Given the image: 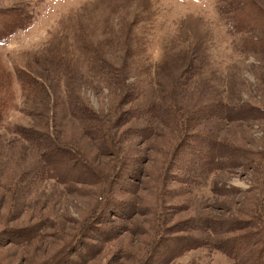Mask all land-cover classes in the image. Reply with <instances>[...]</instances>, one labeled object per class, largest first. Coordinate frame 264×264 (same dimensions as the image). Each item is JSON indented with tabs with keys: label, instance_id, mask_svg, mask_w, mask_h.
<instances>
[{
	"label": "rangeland",
	"instance_id": "374dc122",
	"mask_svg": "<svg viewBox=\"0 0 264 264\" xmlns=\"http://www.w3.org/2000/svg\"><path fill=\"white\" fill-rule=\"evenodd\" d=\"M231 2L0 0L31 15L0 35V264H264V55ZM160 101L219 142L204 182L171 122L130 118Z\"/></svg>",
	"mask_w": 264,
	"mask_h": 264
},
{
	"label": "trees",
	"instance_id": "16d2710c",
	"mask_svg": "<svg viewBox=\"0 0 264 264\" xmlns=\"http://www.w3.org/2000/svg\"><path fill=\"white\" fill-rule=\"evenodd\" d=\"M248 1L232 0V2L229 3V9L226 10L227 13H230V12L232 13V15L228 17L229 27L231 29L235 27L238 28L239 30L243 29L242 31L244 32V34H245V31L247 32L246 37L244 38V42L242 43V47H241V50L243 52L251 51L252 55H255V54L264 55V22L262 19H261L262 21L260 19L257 20L256 17H254V15H253V18L251 17L252 13H254L253 12L254 9H253L252 3ZM0 13H1L0 15L3 14L2 18H0V35L4 33H8L9 31L15 29L16 27L26 26L28 21L31 19V15L24 9L22 5H18V4H15L14 6L3 8V9L1 8ZM250 17L252 21H250L251 20ZM7 24H8V28L6 29ZM252 24L256 27V28L254 27V30H255L254 32L251 31ZM246 26H248L249 28L248 30H246ZM220 105H223L224 107H226L228 113H231V114L233 113L234 105H231L230 102L222 101ZM214 110H217V109L214 108ZM133 112H134L133 115H131V112L129 113V115L131 116L130 118L132 120L133 118L135 119L136 121L135 124L137 125V129L141 131L143 136H147V137L151 136L153 138H158L159 136H161V133H162L161 126L163 125V122H164L163 119H166V121L171 122V124H173V126L176 129H178V139L189 140L192 136L191 132L194 129H191L190 125H187L184 127L185 124L184 122H182L183 119L181 115L179 116L178 110L175 107L168 105L163 101H160L157 103H151L149 106L143 108L142 110L136 109ZM226 115H229V114H226ZM104 135H108V134L105 133ZM199 139L203 142V144L201 143V145L199 144L196 147H194V142H191V140H189V147H188V152H191V151L195 152V155H196L194 159H192V161L194 163L201 164L203 171H204V174L203 172L202 173L194 172L195 175L197 174L196 180L198 181V183L196 184H199V182H204V175L208 176L210 174H214L219 169L218 165L222 163L218 157L219 155L215 151L216 147H219L220 145L219 142L211 138L209 134L206 135V134L200 133ZM187 140L185 142H187ZM150 148H151V144H150ZM40 150H41L40 151L41 152L40 153L41 165L39 167L40 171L48 170L52 178L59 180L60 175L53 169L54 167L52 163L48 161L50 166L46 164L47 157L45 158L44 151H42V149ZM113 150L116 153V149L113 148ZM115 155L117 156V153ZM171 158L169 157V161ZM119 162L120 161H118V163ZM42 166H44L45 168H42ZM168 174L170 175V173ZM118 207H120L119 210L120 211L122 210L125 214L127 215L130 214V213H127V210L124 209L122 205H118ZM122 211L120 212L121 214L123 213ZM257 211H260V214L262 215V218L260 220L262 223H260V225L258 226V229L264 231V208H262V205L257 206ZM156 215H157L156 216V220H157L156 233L158 232L163 233V231H161V228H162L161 221L163 218V210L159 211L157 209ZM39 234L42 235L44 233L39 232ZM190 239H188V241ZM174 240H178L179 242H181L182 238L178 237L176 239H172L171 241H174ZM178 244L180 245V243ZM184 244L185 243H183L181 246H183ZM230 245L231 246L229 247V250L226 247H222L223 245L218 246V247L217 245H215L216 246L215 248L220 249L221 251H223L229 256L230 255L235 256L236 254L235 246L234 244H230ZM196 246L197 245H193V247H196ZM186 248L189 249L190 246Z\"/></svg>",
	"mask_w": 264,
	"mask_h": 264
}]
</instances>
